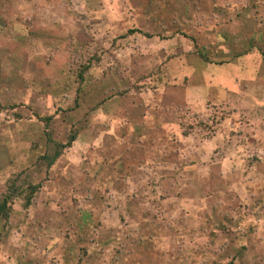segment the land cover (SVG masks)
Here are the masks:
<instances>
[{
	"label": "rangeland",
	"instance_id": "rangeland-1",
	"mask_svg": "<svg viewBox=\"0 0 264 264\" xmlns=\"http://www.w3.org/2000/svg\"><path fill=\"white\" fill-rule=\"evenodd\" d=\"M249 50L264 0H0V264H264Z\"/></svg>",
	"mask_w": 264,
	"mask_h": 264
},
{
	"label": "trees",
	"instance_id": "trees-1",
	"mask_svg": "<svg viewBox=\"0 0 264 264\" xmlns=\"http://www.w3.org/2000/svg\"><path fill=\"white\" fill-rule=\"evenodd\" d=\"M86 67L84 68V72H85ZM83 71L80 72L79 78L80 80L83 79ZM76 139V132H72L68 137L67 140L65 142H54L55 145V151H54V158L58 157L62 150L64 148L69 147L72 142ZM10 186H8L9 190L7 193L4 194V196H2L1 198V203H0V217H7L8 212L6 210V202L8 199H11L12 197H15L17 194H21V186L20 185H16V181L15 180H11V183L9 184ZM33 185H29V189L32 190Z\"/></svg>",
	"mask_w": 264,
	"mask_h": 264
},
{
	"label": "crops",
	"instance_id": "crops-1",
	"mask_svg": "<svg viewBox=\"0 0 264 264\" xmlns=\"http://www.w3.org/2000/svg\"><path fill=\"white\" fill-rule=\"evenodd\" d=\"M253 34H254V31L252 32ZM252 49V48H251ZM253 51V50H252ZM250 52V53H249ZM252 55H254V52H251V50H249V51H243L240 55H239V59H240V61L237 59V58H235V59H233L234 60V62H233V60L232 61H230L231 62V64L232 63H240L241 61L243 62V66L245 67V70L247 71V70H249L248 69V67H252L253 65H255V64H257V61H260L261 62V60H262V65H263V61H264V57L263 56H261V57H258L257 58V61L254 63L253 61H251V57H253ZM260 58V59H259ZM251 62V63H250ZM202 66H204L203 68V70L205 71L206 70V67L207 66H205V65H203L204 64V62H202V63H200ZM207 65V64H206ZM234 65V64H233ZM235 66V65H234ZM257 66V65H256ZM262 67H264V66H262ZM242 71V70H241ZM240 71V72H241ZM246 71H244V74L243 73H241L242 74V76H245L246 77V75H248L247 73H245ZM148 115L149 114H145V115H143V118L142 119H140V121L142 122V123H144V124H141V126H140V128H141V130L143 129V130H149L148 128H152L151 127V125L152 124H150V122H147L148 121ZM140 128H138V129H140ZM142 143H143V148L144 147H147L146 145V142H144V140H142ZM149 147H150V145H149Z\"/></svg>",
	"mask_w": 264,
	"mask_h": 264
}]
</instances>
